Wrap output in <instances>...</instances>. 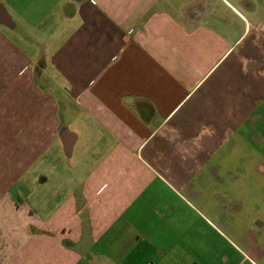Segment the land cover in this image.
I'll return each instance as SVG.
<instances>
[{"label":"crops","instance_id":"0c3cea01","mask_svg":"<svg viewBox=\"0 0 264 264\" xmlns=\"http://www.w3.org/2000/svg\"><path fill=\"white\" fill-rule=\"evenodd\" d=\"M261 192L264 0H0V264H264Z\"/></svg>","mask_w":264,"mask_h":264},{"label":"rangeland","instance_id":"374dc122","mask_svg":"<svg viewBox=\"0 0 264 264\" xmlns=\"http://www.w3.org/2000/svg\"><path fill=\"white\" fill-rule=\"evenodd\" d=\"M232 163H234V162H232ZM241 163H242V162H241ZM244 163H245V162H243V164H244ZM247 163H249V162H247ZM228 165H229V162H228ZM238 165H240L239 161H238ZM238 168H240V167H238ZM238 172H239V171H238ZM240 174H241V173H240ZM238 175H239V174H238ZM238 177H239V176H238ZM260 179H261V178H260ZM252 185H253V184H252ZM253 186H254V185H253ZM240 187L242 188L241 191H243V192L246 191V189H247V188H244V184H241ZM242 195H243V194H242ZM259 197H260V200L264 199V193L261 192V193L259 194Z\"/></svg>","mask_w":264,"mask_h":264}]
</instances>
